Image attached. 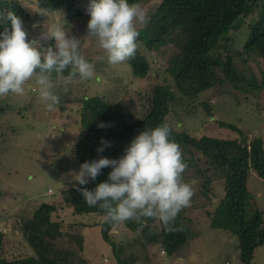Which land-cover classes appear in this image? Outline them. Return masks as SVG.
Instances as JSON below:
<instances>
[{"label": "trees", "instance_id": "16d2710c", "mask_svg": "<svg viewBox=\"0 0 264 264\" xmlns=\"http://www.w3.org/2000/svg\"><path fill=\"white\" fill-rule=\"evenodd\" d=\"M151 1L128 0L130 4L140 5ZM158 1L154 11L146 14L145 21L138 27L135 58L126 61L134 77L143 79L147 76L150 62L142 51L153 52L163 57L167 55L164 70L172 79L175 90L185 97H197L226 82L247 93L259 92L258 95L264 96V78L258 82L254 75L249 77L238 71L231 54L223 60L214 53L222 42L230 41V33L240 32L244 28L242 49H234L232 53L241 58L252 57L259 59L258 62H264V0ZM89 4L90 0H32L34 10L28 9L26 12L17 0H0V33L5 28L10 29L11 22L7 19L9 11L22 19L25 29H30L31 23L41 21L53 12H60L67 19L84 18L87 26L90 20ZM40 8H46L48 14L39 15L37 11ZM40 49L44 48L41 46ZM97 62L99 64H95V68L105 67L100 66L101 60ZM258 62L255 63L258 65ZM218 73L223 78H219ZM67 74L68 70L64 75ZM53 78L56 79L55 73ZM140 99L141 115L135 120L124 113L120 103L109 102L104 96L79 100V133L72 147V157L80 166L101 157L118 160L140 132L161 124L169 125L166 117L174 96L167 88L156 86ZM2 104L0 97V113L3 112ZM61 107L62 101L58 108ZM205 108L208 109V106ZM101 123L106 127H99ZM220 125L237 132L241 138L219 139L205 135L196 138L186 131H176L169 127L172 130L171 139L180 145L188 165L183 174L184 182L191 185L190 181L200 180L198 191L201 196H205L212 180L223 181V197L212 214L207 212L206 216L210 217L212 228L236 237L240 263L252 264L254 251L264 246V214L252 207L247 183L251 171L264 179V145L261 138L248 142L240 130L224 123ZM102 139L109 142L110 146L104 147ZM101 147L104 150L98 153L97 149ZM111 171V167H105L95 180H89L85 185L76 183L60 191L62 202L76 215L96 214L105 217L98 206L89 207L77 189L94 190L98 184L108 181ZM56 212V206L42 203L30 218L23 217L20 232L32 251L28 257L4 258L1 254L3 235L0 233V264H86L76 253L58 244L63 237L71 238L80 249L82 239L61 232L60 224L51 220L52 214ZM187 214L188 209L185 208L176 217L174 226L183 228V231L177 232L166 231L161 221L159 231L156 230L152 225L155 219L142 218L141 223L134 220L123 222L137 234V238L127 247L138 245L147 248L145 254H149V247H156L168 258L176 256L192 237L183 225L189 222ZM115 225L105 220L102 222L101 234L105 242H110L108 232ZM124 249H114L117 263L134 264L136 258L132 253L125 259L118 257Z\"/></svg>", "mask_w": 264, "mask_h": 264}, {"label": "rangeland", "instance_id": "374dc122", "mask_svg": "<svg viewBox=\"0 0 264 264\" xmlns=\"http://www.w3.org/2000/svg\"><path fill=\"white\" fill-rule=\"evenodd\" d=\"M17 1L26 12L28 9L34 10V6H31L32 0ZM158 4V0H153L141 6L145 14H148ZM56 26L63 27L70 37L79 40L81 53L94 65L99 64L96 59L98 56H104L100 66L105 67L94 68L95 75L92 79L81 80L77 76L67 86L57 84L54 92L62 101L61 109L57 107L54 111H48L45 108L39 97L36 77L25 85L23 95L10 93L1 97L2 256L13 259L32 255L20 232V222L23 217L30 218L40 204L46 203L57 207L51 220L60 224L61 232L64 235L80 236L82 239L80 249L71 238L63 237L58 244L76 253L86 264H118L114 249L119 247L125 249L118 257L125 259L132 253L136 258L134 264H241L236 237L212 228L210 217L206 216L207 212L212 214L223 197V181L212 180V184L208 186L210 190L206 191L205 196H201L198 191L200 180L190 181V186H194V196L191 206L187 207L189 222H184L183 225L192 237L172 258H168L156 247L148 248L151 256L145 254L147 248L138 245L128 248L137 238V234L123 223L111 228L108 232L110 242H105L101 234L104 216L74 214L62 202L60 191L77 183L74 177L79 172L80 165L72 157V147L79 133L77 106L83 98L104 96L109 102L120 103L124 113L135 120L141 115L140 98L150 93L154 87L163 86L174 96L166 121L176 131H186L196 138L205 135L239 140L240 134L220 125L224 123L240 130L248 142L261 138L264 145V96L258 95L259 92L247 93L226 82L197 97H185L175 90L172 79L164 70L167 55L163 57L153 52L142 51L150 62V70L145 78H136L126 62L119 65H110L107 62L106 54L99 48L96 39L88 37L84 18L67 19L60 12H53L43 20L31 23V28L25 29L28 40H35L39 48L54 47V39L45 40L42 36L48 29ZM140 26L141 24L138 25ZM229 37L231 42H222L214 53L223 60L226 55L231 54L238 71L246 76L254 75L256 81L260 82L264 78V62H258L259 59L252 57L241 58L232 53L234 49H242L245 40L244 28L240 32L230 33ZM217 75L223 78L219 73ZM53 76L54 73L52 79L55 81ZM247 184L252 207L264 214V179L251 171ZM152 225L159 231L158 219ZM252 264H264V246L254 251Z\"/></svg>", "mask_w": 264, "mask_h": 264}, {"label": "clouds", "instance_id": "9594fccd", "mask_svg": "<svg viewBox=\"0 0 264 264\" xmlns=\"http://www.w3.org/2000/svg\"><path fill=\"white\" fill-rule=\"evenodd\" d=\"M37 13L46 16L48 10L40 8ZM88 13V37L96 39L110 65L135 58L138 25L146 19L139 3L90 0ZM7 19L11 22L10 29L0 33V97L10 93L23 95L25 85L36 77L41 101L48 111H54L61 103L54 92L57 84L67 86L77 76L81 80L94 77V64L81 53L79 40L70 37L63 27L48 29L42 39H54L55 45L41 50L35 40H28L21 18L9 11ZM96 59L102 61L104 57ZM66 70L68 74L64 75ZM98 126L106 127L104 123ZM171 131L167 124L145 129L118 160L101 157L80 166L74 177L79 185L95 180L103 168H112L108 181L98 184L94 190L77 189L89 207L98 206L105 213V222L141 223L142 218L158 219L168 232L183 231L182 227L174 226L175 220L183 209L191 206L194 190L183 180L188 165L180 145L171 139ZM101 144L110 146L103 139ZM104 147L97 152H102Z\"/></svg>", "mask_w": 264, "mask_h": 264}]
</instances>
